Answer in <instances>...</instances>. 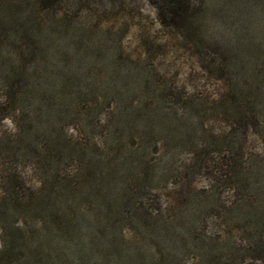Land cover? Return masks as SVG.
Masks as SVG:
<instances>
[{
	"label": "trees",
	"instance_id": "trees-1",
	"mask_svg": "<svg viewBox=\"0 0 264 264\" xmlns=\"http://www.w3.org/2000/svg\"><path fill=\"white\" fill-rule=\"evenodd\" d=\"M60 1L26 0L43 21L35 23L29 11L19 29L23 36L57 48L66 44L74 68L61 63L38 68L24 58L0 64V167L5 174L0 181V264H90L89 258L100 252L103 260H116L115 227L122 223L119 201L153 182L147 178L154 170L145 160L149 139L179 127L167 125L161 102L148 96L155 78L142 77L149 78V83L142 81L136 87L129 71H125L128 77H119L115 38L107 33L95 36L78 27L68 29L70 16L56 18ZM192 1L152 0L163 27H182L179 37L200 58L204 78L215 81L220 90L211 110L230 125L226 134L214 136L198 125L200 118L192 117L191 125L182 124V141L192 148L199 138L206 149L226 151L224 160L216 163L221 184L231 188L236 200L250 197L252 202L248 198L237 207L241 209L238 220L264 225V166L255 161L246 173L241 166L249 148V131L256 129L264 153V95L260 92L264 86V0H217L212 11H203V5L197 9ZM64 2L71 10L85 0ZM14 23L15 18L0 17V33ZM187 26L192 29L183 28ZM99 54L108 59V75L78 77L75 72L81 63L87 62L84 69L88 71ZM135 89L141 95L137 109L132 107ZM6 121L10 132L3 126ZM66 125L78 141L65 140ZM125 151L130 161L123 159ZM23 164L36 177L37 189L23 179ZM71 183L78 187L72 189ZM113 190L115 204L111 205ZM225 218L232 219L230 215ZM148 226L157 227H144ZM141 227V234L148 237L147 229Z\"/></svg>",
	"mask_w": 264,
	"mask_h": 264
},
{
	"label": "rangeland",
	"instance_id": "rangeland-1",
	"mask_svg": "<svg viewBox=\"0 0 264 264\" xmlns=\"http://www.w3.org/2000/svg\"><path fill=\"white\" fill-rule=\"evenodd\" d=\"M64 1L67 0L60 1L56 18L70 16L72 21L68 29L78 27V30L91 31L95 36L107 33L114 37L119 77H128L125 71H129L130 77L134 75L136 87L142 81L149 83V78L142 77H154L155 81L152 78L153 83L147 89L148 96L153 102H161V113L166 115L167 125L179 124L173 129L175 131L152 137L147 143L145 160L154 170V175L147 178L148 182L153 181L151 185L147 184L148 188L144 191H130L119 201L118 213L122 223L115 227L118 228L115 234L118 252L113 253L118 255L116 260H103L100 252L98 256L89 258V263L264 264V225L243 223L237 218L241 210L237 207L243 201H248V198L249 204H252L250 197L236 200L231 188L220 182L221 174L216 163L224 160L226 151L206 149L205 144H200L199 138H195L196 146L192 148L188 142L182 141V124L188 122L191 125L192 117L200 118L202 122L198 125L214 136L226 134L230 125L220 114L218 116L211 110L220 98V90L215 81L204 78L200 58L193 52L191 45L179 37L182 27H163L156 16L152 0H85L71 10L64 7ZM216 1L193 0L192 3L197 9L203 5V11H212L216 9ZM29 11L30 15L34 14L35 23H42L43 19L34 5L28 7L26 0L0 1V17L6 16V20L15 18L14 25L7 32L0 33V64L3 63L1 61L14 62L24 58L38 68L53 66L54 63L71 68L75 61L66 44L57 48L58 45L53 43L22 35L19 29L23 27L21 19ZM254 26L250 27L251 30H255ZM183 28L192 29L189 26ZM84 45L82 42V48ZM31 52L33 54L28 57ZM136 55L140 59H136ZM97 57L96 62L87 68L88 71L84 69L88 66L87 62H82L75 72L77 76L106 77L111 70L108 59L103 54ZM261 91L264 95L262 85ZM136 92L133 108L137 107L138 98H141L138 97V94L141 96L140 91ZM159 96L161 98L158 99ZM3 126L10 132L8 123ZM255 131H249V148L241 159L245 173L250 171L255 161L261 164L260 167L264 166L261 137L256 136ZM63 134L66 141H78V135L67 125L64 126ZM177 134L181 138L177 139ZM132 147L133 156H136V139ZM205 149L208 151L204 154L202 150ZM123 159L130 161L126 151ZM27 168L22 165L21 171L25 173L23 179L29 187L37 189L36 177ZM1 169L0 181L5 177ZM72 183V189L78 187ZM114 195L115 190L109 195L108 203L111 205L115 204ZM89 208L92 207L88 205L87 211H90ZM202 209L208 210L201 213ZM228 215L232 217L231 220L225 218ZM151 224L158 228L152 230V226L144 227ZM142 225L147 229L148 237L141 234ZM129 251H132L131 256ZM135 254H138L136 258Z\"/></svg>",
	"mask_w": 264,
	"mask_h": 264
},
{
	"label": "clouds",
	"instance_id": "clouds-1",
	"mask_svg": "<svg viewBox=\"0 0 264 264\" xmlns=\"http://www.w3.org/2000/svg\"><path fill=\"white\" fill-rule=\"evenodd\" d=\"M6 123H9L8 121H6Z\"/></svg>",
	"mask_w": 264,
	"mask_h": 264
}]
</instances>
